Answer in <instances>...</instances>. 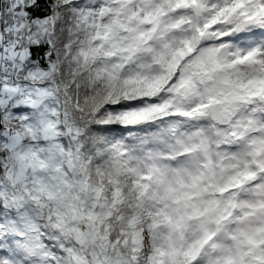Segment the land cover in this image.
Returning <instances> with one entry per match:
<instances>
[{
	"label": "snow or ice",
	"instance_id": "6c2138e0",
	"mask_svg": "<svg viewBox=\"0 0 264 264\" xmlns=\"http://www.w3.org/2000/svg\"><path fill=\"white\" fill-rule=\"evenodd\" d=\"M0 264H264V0H0Z\"/></svg>",
	"mask_w": 264,
	"mask_h": 264
}]
</instances>
